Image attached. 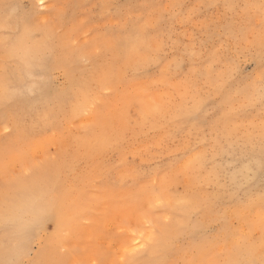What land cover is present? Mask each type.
I'll return each mask as SVG.
<instances>
[{
  "label": "rangeland",
  "instance_id": "374dc122",
  "mask_svg": "<svg viewBox=\"0 0 264 264\" xmlns=\"http://www.w3.org/2000/svg\"><path fill=\"white\" fill-rule=\"evenodd\" d=\"M46 2L51 3L53 0ZM55 2L68 7L65 10L66 20L60 31V39L51 60L43 70H38L36 79L29 78L22 68L10 69L11 84L22 90L23 94L7 102H0V215L2 214L0 220L11 219V222L0 221L2 255L0 260L12 258L17 260L18 264H120L117 259L124 256L120 252L125 249L131 250L135 246L134 240L141 239L140 233L147 227L139 217L137 209L140 205L147 207L148 197L134 199L133 181L124 179L131 166L134 164L152 169L150 177L156 180V173L159 170L174 168L172 163L174 157L183 156L185 147H203L206 140L217 145L216 151L210 150L206 158L195 162L196 171L191 176L185 174L178 182L172 183L170 190L172 193L176 191L174 195L177 199L196 194L200 199L210 201V206L191 220L182 221L186 226L183 235H179L175 247L163 258L170 261V264L219 259L234 249V245L231 244L235 242L234 235L241 233L248 237L251 233L255 237L256 234L249 231L248 223L237 218L236 208L241 206L242 202L249 201L254 202L259 208L260 199L264 196V180L257 175L254 181L243 188L228 184L227 178L243 161L238 150L230 146V141L225 138L223 132L216 131L217 122L222 115L220 112L222 98L233 83L228 66L222 63L223 57L231 56L237 63H242L244 68L251 66L243 62L242 56L220 49L227 27L239 22L243 16L224 7L229 0H55ZM234 2L242 6L249 0ZM252 2L259 5L260 0ZM36 3L38 0H0V38L4 35L16 38L23 34L26 27L36 23L43 24L48 17L38 15L33 9ZM4 4L19 7L5 10L2 7ZM161 4L183 5L182 11L185 14L194 7L198 9L199 23L195 26L186 25L180 32L159 33V39L165 42L183 40L189 45V50L191 45L195 44L197 56L183 57V49L174 52L169 47L165 62L150 69L154 78L161 76L167 78V83L160 84L154 91L156 103L163 106L168 113L167 120L155 121L154 130L131 142L129 150L124 153L92 156L89 144L94 133L100 131L95 127L96 122L103 120L106 124L118 123L121 99L135 96L140 86V82L129 81L126 87L118 91L101 92L102 79L113 72L120 73L121 52L115 49V45L124 35L135 31L138 23L148 20L151 25H155ZM252 15L258 23L259 10H255ZM168 24L170 26L171 21H168ZM176 27L181 29L179 24ZM5 29L8 31L5 32ZM149 30L156 31L155 27ZM193 31L197 34L195 40L192 39ZM106 39L112 42V48L98 54L95 51L96 47H102ZM72 41H75V44ZM47 42L46 36H40L37 40L38 44ZM153 46L155 47V44ZM82 55L89 57L87 63L82 62ZM33 85L35 86L33 91H27ZM194 107L199 108V116L198 119L189 122L187 113ZM81 108L88 109L87 115L79 112ZM132 111L134 115L135 109ZM178 117L182 119L178 120ZM260 117V111L255 110L246 118L258 121ZM83 126L92 127L86 130ZM238 132L244 135L245 129L240 128ZM178 146H181L179 150ZM219 166L225 171L221 168L220 170ZM29 167L32 168V174L25 176L24 169ZM163 178V172L159 171V179ZM19 192L24 195L21 193L19 195ZM230 192L234 195L229 194ZM52 193L53 197L50 196ZM25 195L32 197L25 198ZM70 199L72 204L69 203ZM42 201L44 203L53 201L54 207L48 216L40 218V222L36 223L38 211L33 205L37 202L42 204ZM216 202H219V207L215 206ZM73 203L78 206H74ZM97 203L98 205H95ZM93 204L95 207H90ZM66 205L70 207L67 208ZM64 206L67 209L62 208ZM74 207L78 208V213ZM153 211L159 214L152 217V223L159 233L164 215L177 213L167 205ZM60 213L64 215L61 214V217ZM67 219H70L71 225L66 224L69 227L65 225ZM76 221H79L77 226ZM24 226L26 230H23ZM192 228H198V231ZM18 229L23 230V235L15 234ZM72 234L77 237L76 240ZM168 234H171L172 238L177 235L173 231L163 236L170 239L171 236ZM165 238L163 239L166 240ZM197 247L200 248L199 251ZM137 256L148 259L140 260L141 264L142 262L148 264L156 258L150 252H140L134 256L125 254V258L129 259ZM42 260L45 262L42 263Z\"/></svg>",
  "mask_w": 264,
  "mask_h": 264
},
{
  "label": "snow or ice",
  "instance_id": "6c2138e0",
  "mask_svg": "<svg viewBox=\"0 0 264 264\" xmlns=\"http://www.w3.org/2000/svg\"><path fill=\"white\" fill-rule=\"evenodd\" d=\"M214 5H210L213 7ZM5 10L16 9L19 6L4 4ZM68 6L55 2L48 3L46 0H38L33 5L38 15H47L43 24H32L25 28L22 35L11 38L4 35L0 38V102H7L13 97L22 95L20 89L15 88L10 82V69L22 68L31 79H36L38 70H43L52 58V54L60 39V31L66 20V8ZM160 14L155 18V25L148 20L138 23L135 31L124 35L123 39L116 43L115 49L121 52L120 73L113 72L100 82V90L118 91L128 85L129 81L140 82L137 94L130 98H122L119 105V121L115 124H106L105 121H97L95 127L100 131L94 133L89 144V152L92 156H107L114 153H124L129 150L131 142L146 132L153 131L154 122L167 120L168 113L163 106L157 104L154 99V91L162 83H167V78L161 76L154 78L150 72L153 66L162 65L167 57V49L173 51L183 49V57L194 58L197 56L196 45H186L183 40L165 42L159 39L161 31L165 33L180 32L184 26L199 23L197 8H193L185 14L183 5L170 4L160 6ZM224 7L234 13L243 16L239 22L232 23L224 33L225 38L221 40L220 49L224 52H233L243 57V62L251 66L244 68L242 63H237L231 56H225L222 63L228 66L231 72L233 83L230 84L227 92L222 98L220 118L216 125L217 133L223 132L225 138L230 141V146L235 147L242 159V163L227 178L230 186L243 188L254 181L259 175L264 180V0L259 5L249 0L242 6L234 0H229ZM169 9V11H164ZM259 10V22H256L252 13ZM168 21H171L169 26ZM179 24L181 29H177ZM155 27L156 31H150ZM5 32L8 30L5 29ZM40 36L47 37V43L38 44ZM197 34L192 33L195 40ZM75 44V41H72ZM155 44V47L153 46ZM112 48V42L105 40L103 46H97L95 51L104 53ZM182 57V58H183ZM89 57L82 55L81 60L88 62ZM34 85L27 89L31 92ZM133 108L135 114L133 115ZM255 110L261 113L260 119L250 120L247 115ZM79 112L87 115L88 109L81 108ZM199 108L194 107L187 113L189 122L198 119ZM182 118L178 117V120ZM86 130L92 126H83ZM244 128V135H240L238 129ZM178 146V150H179ZM217 145L205 141L203 147H185L183 156H176L172 163L171 170L161 169L164 179L152 180L150 172L152 169L131 166L130 171L124 179L133 181L132 187L135 191L133 197L136 200L147 196V207L140 206L137 211L139 217L147 227L141 231V239L134 240L135 246L129 252L125 249L126 255H136L140 252H150L155 259L148 264H170V261L163 257L174 248L178 242L179 235L183 233L184 220L198 216L209 207L210 202L193 195L177 199L170 190L172 183L178 182L182 176L192 175L196 171L194 163L202 160L208 152L216 151ZM143 160L144 157L142 156ZM149 163H152L149 161ZM159 168V165H157ZM32 174V168L24 169V175ZM137 177H143L137 180ZM10 182V181H7ZM124 182V180H122ZM167 205L177 215H164L163 223L160 225L161 232L158 233L152 223V217L159 214L153 209ZM38 211V220L50 214L54 202L46 204L36 203L33 205ZM219 207V202H216ZM254 202L241 203L236 208V216L243 219L249 225V231H259L261 238L258 243L246 245L242 249L234 248L230 253L221 256L219 259H208L200 262L185 261V264H264V196L261 197L259 210ZM5 222H11L9 218ZM176 232V237L164 240V234ZM16 235H23V230L18 229ZM135 232L133 237H135ZM146 237V239H145ZM0 264H18L15 259L0 261ZM120 264H141L137 260H126L121 258Z\"/></svg>",
  "mask_w": 264,
  "mask_h": 264
},
{
  "label": "bare ground",
  "instance_id": "6f19581e",
  "mask_svg": "<svg viewBox=\"0 0 264 264\" xmlns=\"http://www.w3.org/2000/svg\"><path fill=\"white\" fill-rule=\"evenodd\" d=\"M99 82H100V81H99ZM93 92H94V91H93ZM97 92H98V91H97ZM87 96H89V95H87ZM107 103H108V102H107ZM117 103H118V102H117ZM117 113H118V112H117ZM118 117H119V115H118ZM217 142H218V141H217ZM219 142H220V141H219ZM218 144H219V143H218ZM234 153H235V152H234ZM213 154H214V153H213ZM230 154H231V153H230ZM214 155H216V154H214ZM235 155H236V154H235ZM231 156H232V155H231ZM206 157H207V156H206ZM206 157H205V158H206ZM236 157H238V156H236ZM209 158H210V157H209ZM239 158H240V157H239ZM205 160H206V159H205ZM201 161H202V160H201ZM236 162H237V161H236ZM197 163H198V161H197ZM201 163H202V162H201ZM207 163H208V162H207ZM213 163H214V161H213ZM241 163H242V162H241ZM241 163H239V164H241ZM204 165H205V163H204ZM211 165H212V164H211ZM196 166H197V165H196ZM199 167H200V166H199ZM214 167H215V166H214ZM195 168H196V167H195ZM197 168H198V167H197ZM220 168L222 169V167L219 166V169H220ZM201 169H202V167H201ZM206 169H207V168H206ZM214 169H215V168H214ZM221 169H220V170H221ZM233 169H234V168H233ZM235 169H236V168H235ZM235 169H234V170H235ZM222 170H224V169H222ZM159 171H160V170H159ZM159 171H158V172H159ZM197 171H198V170H197ZM199 171H200V170H199ZM224 171H225V170H224ZM204 172H205V171H204ZM226 172H227V171H226ZM89 173H90V172H89ZM206 173H207V172H206ZM212 173H213V172H212ZM224 173H225V172H224ZM224 173H223V174H224ZM154 174H155V173H154ZM156 174H157V173H156ZM199 174H200V173H199ZM203 174L205 175V173H203ZM207 174H208V173H207ZM217 174H218V172H217V170H216V175H217ZM195 175L198 177L197 173H196ZM201 175H202V174H201ZM204 175H203V176H204ZM151 176H152V175H151ZM155 176H156V175H155ZM208 176H209V175H208ZM79 177H80V176H79ZM200 177H201V176H200ZM200 177H199V178H200ZM81 178H82V177H81ZM194 178H195V177H193V179H194ZM203 178H205V177H202V178H200V179H203ZM207 178H208V177H207ZM207 178H206V179H207ZM210 178H211V177H210ZM210 178H209V179H210ZM219 178H220V177H219ZM219 178H218V180H219ZM82 179H83V178H82ZM163 179H164V178H163ZM195 179H196V178H195ZM212 179H214V178H212ZM212 179H211V181H212ZM215 179H216V177H215ZM196 180H197V179H196ZM196 180H194V181H196ZM204 180H205V179H204ZM207 180H208V179H207ZM208 181H209V180H208ZM213 181H214V180H213ZM215 182H216V180H215ZM87 184H88V183H87ZM98 184H99V183H98ZM102 184H103V183H102ZM215 184H216V183H215ZM219 184H220V183H218V185H219ZM85 185H86V184H85ZM221 185H222V184H221ZM247 185H248V184H247ZM83 186H84V185H83ZM214 186H215V185H214ZM25 187H27V186H25ZM76 187H77V186H76ZM76 187H75V188H76ZM105 187H106V186H105ZM31 189H32V187H31ZM31 189H30V190H31ZM33 189H34V187H33ZM226 189H227V188H226ZM249 189H250V188H249ZM21 190H22V189H21ZM58 190H60V189H58ZM71 190H72V189H71ZM106 190H107V189H106ZM175 190H176V189H175ZM175 190H174V191H175ZM32 191H34V190H32ZM81 191H82V190H81ZM172 191H173V190H172ZM248 191H249V190H248ZM35 192H36V191H35ZM60 192H61V191H60ZM117 192H118V191H117ZM222 192H223V191H222ZM228 192H229V191H228ZM234 192H235V191H234ZM20 193H21V192H19V195H20ZM30 193H31V192H30ZM38 193H39V192H38ZM38 193H37V195H38ZM53 193H54V192H53ZM53 193H52V195H50V196L53 197V196H54ZM58 193H59V191H58ZM58 193H57V194H58ZM174 193H176V191H175ZM190 193H191V192H190ZM226 193H227V191H226ZM246 193H247V190H246ZM21 194L24 195L23 193H21ZM100 194H101V193H100ZM120 194H121V193H120ZM120 194H118V195H120ZM178 194H180V193L178 192ZM192 194H193V193H192ZM194 194H195V193H194ZM229 194H231V192H230ZM13 195H14V194H13ZM31 195H33V194H31ZM31 195H30V196H31ZM37 195H36V196H37ZM61 195H62V194H61ZM63 195H64V193H63ZM79 195H80V194H79ZM195 195H196V194H195ZM222 195H224V194L222 193ZM231 195H232V194H231ZM231 195L228 196V197H230L229 199H231ZM233 195H234V194H233ZM233 195H232V196H233ZM26 196H27V195H25V198H27V197L31 198V197H32V196H31V197H30V196H27V197H26ZM33 196H35V194H34ZM47 196H48V195H47ZM64 196H68V194H67V195H64ZM121 196H122V195H121ZM191 196H192V195H191ZM217 196H218V195H217ZM14 197H15V196H14ZM14 197H13V198H14ZM16 197H17V196H16ZM16 197H15V198H16ZM21 197H23V196H21ZM37 197H39V196H37ZM68 197H69V196H68ZM73 197H74V196H73ZM186 197H188V196H186ZM46 198H47V197H46ZM70 198H71V197H70ZM78 198H79V197H78ZM81 198H82V196H81ZM81 198H79V199H81ZM183 198H184V197H183ZM207 198H208V197H206V199H207ZM209 198H210V197H209ZM38 199H39V198H38ZM60 199H61V198H60ZM68 199H69V198H68ZM201 199H202V198H201ZM203 199H204V198H203ZM19 200H20V199H19ZM22 200H23V199H22ZM26 200H27V199H26ZM31 200H33V199H31ZM39 200H40V199H39ZM57 200H58V199H57ZM71 200H72V199H70V201H69L70 204H72V203H71ZM82 200H83V199H82ZM84 200H86V198H85ZM91 200H92V199H91ZM207 200H209V199H207ZM225 200H226V199H225ZM20 201H21V200H20ZM35 201H36V200H35ZM43 201H44V199H43ZM43 201H42V202H43ZM58 201H59V200H58ZM67 201H68V200H67ZM86 201H87V200H86ZM218 201H219V200H218ZM239 201H240V200H239ZM25 202H27V201H25ZM32 202H34V201H32ZM32 202H31V203H32ZM47 202H48V201H47ZM64 202H66V200H65ZM64 202H63V203H64ZM77 202H78V201H77ZM91 202H93V201H91ZM95 202H97V201H95ZM105 202H106V201H105ZM107 202H108V200H107ZM209 202H210V201H209ZM9 203H11V202H9ZM28 203L30 204V202H28ZM37 203H38V202H37ZM39 203H40V202H39ZM43 203H44V202H43ZM43 203H42V204H43ZM56 203H57V201H56ZM63 203H62V204H63ZM66 203H67V202H66ZM89 203H90V202H89ZM139 203H140V202H139ZM210 203H211V202H210ZM18 204H19V203H18ZM35 204H36V203H35ZM40 204H41V203H40ZM44 204H46V203H44ZM59 204H60V203H59ZM64 204H65V203H64ZM64 204H63V205H64ZM86 204H87V203H86ZM111 204H112V203H111ZM118 204H119V203H118ZM126 204H128V203H126ZM73 205H74V203H73ZM73 205H72V206H73ZM82 205H83V204H82ZM95 205H98V203L95 204ZM95 205L93 204V205H91L90 207H92V206L95 207ZM128 205H129V204H128ZM55 206H56V205H55ZM74 206H78V204H77V205H74ZM80 206H81V205H80ZM118 206H119V205H118ZM126 206H127V205H126ZM140 206H141V205H140ZM209 206H210V205H209ZM4 207H5V205H4ZM7 207H8V206H7ZM14 207H15V206H14ZM14 207H12V208H14ZM66 207L69 208L70 205H69V206L66 205ZM66 207L64 206V207H62V208H66ZM116 207H117V206H116ZM122 207H123V206H122ZM21 208H23V207H21ZM29 208H30V205H29ZM31 208H32V207H31ZM56 208H58V207L56 206ZM60 208H61V207H60ZM67 208H66V209H67ZM74 208L77 209V210H76V212H77V211H78V208H77V207H74ZM74 208H73V210H74ZM125 208H126V207H125ZM79 209H80V208H79ZM114 209H115V208H114ZM116 209H117V208H116ZM123 209H124V207H123ZM4 210H6V209L4 208ZM9 210H10V209H9ZM9 210H8V211H9ZM12 210H15V209H12ZM31 210H32V209H31ZM58 210H59V209H57V211H58ZM60 210H61V209H60ZM68 210H69V209H68ZM117 210H118V209H117ZM256 210L258 211L259 208H257ZM28 211H29V210H28ZM34 211H35V210H34ZM74 211H75V210H74ZM80 211H81V210H80ZM83 211H84V210H83ZM85 211H86V210H85ZM123 211H124V210H123ZM11 212H12V211H11ZM11 212H10V214H11ZM14 212H17V211H14ZM36 212H37V211H36ZM59 212H60V211H59ZM59 212H57V213H59ZM63 212H65V210H63ZM63 212H62V213H63ZM68 212H69V211H67V214H68ZM71 212H72V209H71ZM71 212H70V214H71ZM8 213H9V212H8ZM30 213H31V212H30ZM62 213H60V215H61ZM72 213L74 214V212H72ZM77 213H78V212H77ZM77 213H76V214H77ZM79 213H80V212H79ZM6 214H7V212H6ZM10 214H9V215H10ZM14 214H15V213H14ZM18 214H19V213H18ZM83 214H84V213H82V215H83ZM85 214H86V213H85ZM174 214H175V213H174ZM177 214H178V213H176V215H177ZM1 215H2V214H1ZM1 215H0V218H1ZM19 215H20V214H19ZM60 215H59V217H60ZM62 215H64V214H62ZM62 215H61V217H62ZM171 215H172V214H171ZM10 216H11V215H10ZM15 216H16V215H15ZM59 217H58V218H59ZM65 217H66V215H65ZM65 217L63 216V218H65ZM70 217H71V216H70ZM78 217H79V216H78ZM80 217H81V214H80ZM4 218H5V216H4ZM11 218H12V217H11ZM63 218H62V219H63ZM67 218H68V216H67ZM12 219H15V217L12 218ZM65 219H66V218H65ZM70 219H71V218H70ZM70 219H67L68 222L65 221V220H63V221H65V222H67V223H65V225L68 224V223L70 222V221H69ZM73 219H74V218H73ZM5 220H6V219H5ZM16 220H18V219H16ZM41 220H42V219H41ZM43 220H44V219H43ZM58 220H59V219H58ZM60 220H61V219H60ZM74 220H75V219H74ZM74 220H73V221H74ZM76 220H78V218H77ZM0 221L3 222L4 220L1 219ZM26 221H27V220H26ZM2 222H1V223H2ZM4 222H5V221H4ZM61 222H62V220H61ZM71 222H72V221H71ZM78 222H79V221H78ZM78 222L76 221V226L78 225V224H77ZM63 223H64V222H63ZM12 224H13V223H12ZM26 224H27V223H26ZM40 224H41V223H40ZM74 224H75V223H74ZM31 225H32V224H31ZM60 225L62 226V224H60ZM69 225H71V224L69 223ZM72 225H73V222H72ZM26 226H27V225H26ZM26 226H24L25 229H23V230H26ZM32 226H34V225H32ZM36 226H37V225H36ZM61 226H60V227H61ZM63 226H64V225H63ZM66 226H68V225H66ZM66 226H64V227H66ZM76 226H75V227H76ZM199 226H200V225H199ZM64 227H63V228H64ZM68 227H69V226H68ZM185 227H186V226H185ZM201 227H202V226H201ZM27 228H28V226H27ZM63 228H62V229H63ZM144 228H145V227H144ZM155 228H156V227H155ZM198 228H199V227H198ZM198 228H196V229H195V228H194V229L192 228V229L195 231V230H197ZM70 229H71V228H70ZM76 229H77V227H76ZM78 229H79V228H78ZM41 230H42V229H41ZM60 230H61V229H60ZM68 230H69V229H68ZM71 230H72V229H71ZM39 231H40V230H39ZM73 231H74V229H73ZM75 231H76V230H75ZM197 231H198V230H197ZM60 232H62V231H60ZM67 232H68V231H67ZM69 232H70V231H69ZM172 232H173V231H172ZM72 233H73V232H72ZM158 233H159V232H158ZM170 233H171V232H170ZM189 233H190V232H189ZM252 233H255V234H256L255 237H253L251 233H250V236H248V237L245 236L244 234H241V233H238L237 235H234V236H235V238H234L235 242H233V243H231V244L234 245V246H233L234 248L242 249V248H243L244 246H246V245H251V244H253V243H258L259 240H260V238H261V234H260V232H259V231H255V232H252ZM73 234H75V233H73ZM73 234H72V237L74 236ZM184 234H185V233H184ZM56 235H57V234H56ZM165 235H166V234H165ZM168 235L171 236V234H168ZM180 235L182 236L183 234H180ZM58 236H59V234H58ZM64 236H65V235H64ZM68 236L71 237V235H68ZM173 236H174V235H173ZM175 236H176V235H175ZM56 237H57V236H56ZM70 237H69V238H70ZM72 237H71V238H72ZM66 238H67V237H65V239H66ZM69 238H68V239H69ZM76 238H77V237L74 236V240H76ZM163 238H165V236H163ZM167 238H168V237H167ZM170 238H172V236H171ZM200 238H201V237H200ZM28 239H29V238H28ZM81 239H82V238H81ZM81 239H79V240H81ZM165 239H166V238H165ZM168 239H169V238H168ZM166 240H167V239H166ZM22 241H23V240H20V242H22ZM53 241H54V240H53ZM55 241H56V239H55ZM64 241H65V240H64ZM201 241H202V240H201ZM69 242H70V241H69ZM69 242H68V243H69ZM203 242H204V241H203ZM223 242H224V241H223ZM46 243H47V242H46ZM46 243H45V245H46ZM50 243H51V242H49V244H50ZM55 243H58V242H55ZM63 243L66 245L65 242H63ZM1 244H2V243H1ZM43 244H44V243H43ZM47 244H48V243H47ZM58 244H60V243H58ZM201 244H202V243H201ZM199 245H200V244H199ZM0 246H1V245H0ZM44 247H45V246H43V248H44ZM46 247H47V246H46ZM54 247H55V246H53V248H54ZM55 248H57V247H55ZM187 248H188V247H187ZM195 248H196V247H195ZM197 248H198V251H199L200 248H199V247H197ZM39 249H41V248H39ZM46 249H47V248H46ZM50 249H51V247H50ZM201 249H202V248H201ZM37 251H38V250H37ZM39 251H40V250H39ZM130 251H131V250H129V252H130ZM179 251H181V250H179ZM184 251H185V249H184ZM187 251H188V250H187ZM195 251H196V249H195ZM200 251H202V250H200ZM41 252H42V251H41ZM44 252H45V249H44ZM44 252H43V254L45 255ZM181 252H182V251H181ZM185 252H186V251H185ZM196 252H197V251H196ZM37 253L39 254L40 252H37ZM37 253H36V254H37ZM53 253H54V252H53ZM120 253H121V255H124V256H119V258H118L117 260L120 261L121 258H124V259H127V258H128V257L125 258V254H126V253H125V250H122ZM147 253H148V252H147ZM196 254H197V253H196ZM184 255H185V253H184ZM200 255H201V254H200ZM0 256H2V255H0ZM4 256H5V255H4ZM34 256H35V255H34ZM41 256H42V253H41L40 257H41ZM50 256H52V254H51ZM14 257L16 258V256H14ZM14 257H13V258H14ZM40 257H39V258H40ZM206 257H207V256H206ZM7 258H10V257H7ZM17 258H18V257H17ZM42 258H44V257H42ZM130 258H132V257H130ZM150 258H151V257H150ZM167 258H168V257H167ZM5 259H6V258H5ZM5 259H4V260H5ZM11 259H12V258H11ZM35 259H36V258H35ZM35 259H34V260H35ZM128 259H129V258H128ZM128 259H127V260H128ZM144 259H146V258H145V257H142V256H139V257L137 256V257L132 258V259H129V260H130V261H131V260H138V261H140V260H144ZM182 259H183V258H182ZM1 260H2V258H1ZM1 260H0V261H1ZM147 260H148V259H146V261H147ZM166 260H167V259H166ZM16 261H17V260H16ZM38 261H39V260H38ZM49 261L51 262L50 259H49ZM49 261H48V262H49ZM43 262H45V261L42 260V263H43ZM36 263H37V262H36ZM115 264H116V263H115ZM142 264H143V262H142Z\"/></svg>",
  "mask_w": 264,
  "mask_h": 264
}]
</instances>
